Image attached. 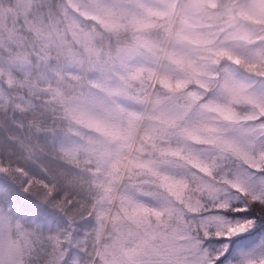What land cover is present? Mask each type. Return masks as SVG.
<instances>
[{
    "label": "snow or ice",
    "instance_id": "snow-or-ice-1",
    "mask_svg": "<svg viewBox=\"0 0 264 264\" xmlns=\"http://www.w3.org/2000/svg\"><path fill=\"white\" fill-rule=\"evenodd\" d=\"M0 264H264V0H0Z\"/></svg>",
    "mask_w": 264,
    "mask_h": 264
}]
</instances>
